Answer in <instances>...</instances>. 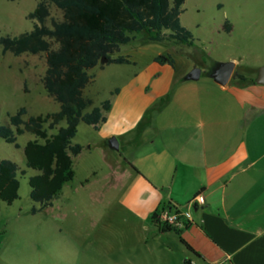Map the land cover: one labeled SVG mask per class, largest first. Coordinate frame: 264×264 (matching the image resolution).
<instances>
[{
  "label": "crops",
  "instance_id": "obj_1",
  "mask_svg": "<svg viewBox=\"0 0 264 264\" xmlns=\"http://www.w3.org/2000/svg\"><path fill=\"white\" fill-rule=\"evenodd\" d=\"M157 55L122 74L106 121L91 125L110 193L88 232L87 253L102 264H264L263 92L246 88L243 71L226 85L202 81L203 71L186 79L188 70L178 75ZM164 207L181 210L186 225L162 228L155 214Z\"/></svg>",
  "mask_w": 264,
  "mask_h": 264
},
{
  "label": "rangeland",
  "instance_id": "obj_2",
  "mask_svg": "<svg viewBox=\"0 0 264 264\" xmlns=\"http://www.w3.org/2000/svg\"><path fill=\"white\" fill-rule=\"evenodd\" d=\"M39 1L0 0V36H16L33 29L36 21L27 15ZM183 7L182 23L193 32L195 45L151 40L145 31L135 33V38L122 44L115 55L126 54L137 62L92 68L94 79L85 94L96 104L110 99V89L125 79L122 74L139 71L160 53L173 55L178 75L200 67L202 81L216 61L234 60V73L238 76L243 71L250 77L246 88L264 94V84L251 81L264 66V0H185ZM50 10L46 23L51 26L53 20L62 18V12L54 4ZM226 20L232 24L230 32L224 28ZM46 68V53H3L0 45V123L7 124L9 115L22 106L28 110L25 119L60 109V103L44 87ZM65 124L64 120L60 125ZM49 131L54 133L56 129ZM36 137L28 131L20 134L18 146L0 137V159L8 158L18 164L20 180L18 197L9 201L0 194V264H102L99 254L93 250L87 253L89 241L85 243L92 222L110 193V183L103 176L106 160L102 149L95 145L98 133L90 124H79L73 141L83 145V152L74 156L75 177L48 207H42L31 196L29 179L40 171L27 165L24 149ZM91 144L95 145L92 150L88 148ZM93 169L98 171L96 177L91 175ZM87 177L90 182L83 185ZM33 207L38 208L36 213L32 212Z\"/></svg>",
  "mask_w": 264,
  "mask_h": 264
},
{
  "label": "trees",
  "instance_id": "obj_3",
  "mask_svg": "<svg viewBox=\"0 0 264 264\" xmlns=\"http://www.w3.org/2000/svg\"><path fill=\"white\" fill-rule=\"evenodd\" d=\"M184 3L185 0H40L27 15L36 21L33 29L16 36H0L3 53H46L43 84L60 103L59 110L28 119L24 118L27 107L22 106L9 115L7 124L0 123V137L16 146L20 134L28 131L37 136L27 142L24 151L27 165L40 171L29 182L32 198L42 207L52 205L64 185L75 177L74 156L83 149L81 143L73 141L79 124L85 122L98 128L107 119L105 112L112 107L110 99L96 104L85 94V88L94 79L90 70L108 63H131L130 56L114 54L142 31L151 40L195 45L193 32L182 23ZM51 4L61 10L62 18L53 20L50 26L46 22ZM224 28L232 30L229 20ZM103 57L107 60L102 61ZM155 60L176 65L171 53H160ZM236 75L237 72L233 77ZM64 120L66 124L60 125ZM50 129L56 132L50 133ZM18 170L15 161L0 159V194L6 200L12 201L19 195ZM37 211L33 207L32 212ZM162 228L177 229L168 225Z\"/></svg>",
  "mask_w": 264,
  "mask_h": 264
},
{
  "label": "water",
  "instance_id": "obj_4",
  "mask_svg": "<svg viewBox=\"0 0 264 264\" xmlns=\"http://www.w3.org/2000/svg\"><path fill=\"white\" fill-rule=\"evenodd\" d=\"M106 57H103L102 61H106ZM236 67V62L234 60L229 61H216L212 66L209 76L213 80L221 85H226L232 78ZM202 69L200 67H195L190 70L186 79H199L201 76ZM255 81L259 84H264V66H261L258 70V75ZM109 145L113 149L119 148V142L116 137H112L109 140Z\"/></svg>",
  "mask_w": 264,
  "mask_h": 264
},
{
  "label": "built area",
  "instance_id": "obj_5",
  "mask_svg": "<svg viewBox=\"0 0 264 264\" xmlns=\"http://www.w3.org/2000/svg\"><path fill=\"white\" fill-rule=\"evenodd\" d=\"M196 199L200 203L205 202L204 194H199ZM156 221L161 227L168 225L178 229L186 225L185 214L179 209H171L169 207H164L157 213Z\"/></svg>",
  "mask_w": 264,
  "mask_h": 264
}]
</instances>
